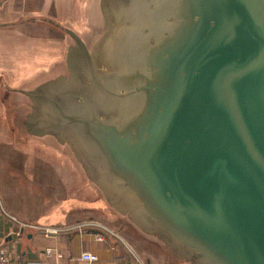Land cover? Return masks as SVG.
Listing matches in <instances>:
<instances>
[{
    "label": "water",
    "instance_id": "obj_1",
    "mask_svg": "<svg viewBox=\"0 0 264 264\" xmlns=\"http://www.w3.org/2000/svg\"><path fill=\"white\" fill-rule=\"evenodd\" d=\"M204 1L146 64L128 131L79 120L170 242L206 264H264V0Z\"/></svg>",
    "mask_w": 264,
    "mask_h": 264
},
{
    "label": "rangeland",
    "instance_id": "obj_2",
    "mask_svg": "<svg viewBox=\"0 0 264 264\" xmlns=\"http://www.w3.org/2000/svg\"><path fill=\"white\" fill-rule=\"evenodd\" d=\"M165 1L87 0L82 13L76 8L77 26L61 23L78 40L61 29L60 64L39 73L44 77L39 84H33L36 78L31 77L25 86L13 85V95L27 94L26 116L36 111L42 120L36 121L38 128L23 130L27 137L11 138L12 146L23 147L21 153H0V203L21 224H54L49 227L58 234L80 225L95 227L125 243L141 264H206L149 224L137 202L117 184L96 137L90 135L93 131L82 133L78 128L82 123L78 118L85 114L96 118L91 123L94 127L114 126L122 132L136 122L140 86L136 82L145 80L146 51L158 46L160 30L169 32L168 41L187 26L157 27L160 20H174L171 12L167 16L162 11ZM186 1L169 0L178 18L183 4L186 16L194 12ZM28 5L37 9L38 3L31 0ZM195 13L200 15L198 10ZM35 43L37 49L54 54L53 40L42 38ZM152 54L148 63H157ZM35 95L36 103L30 99ZM72 116L77 118L73 121Z\"/></svg>",
    "mask_w": 264,
    "mask_h": 264
},
{
    "label": "crops",
    "instance_id": "obj_3",
    "mask_svg": "<svg viewBox=\"0 0 264 264\" xmlns=\"http://www.w3.org/2000/svg\"><path fill=\"white\" fill-rule=\"evenodd\" d=\"M28 1L31 0H0V153L2 154L11 155L13 150L21 153L23 147L12 146L11 138L27 137V131L23 134V130L28 127L38 128L40 124L36 121L42 120L40 116L37 119L36 111L26 116L27 94L25 93V96L22 92L17 94V91L13 95V85L25 86L31 77L36 78L33 84L43 82L44 77L39 73L51 71L60 64V41L64 40L60 37L63 29L60 26L64 27L61 23L65 22L66 26L74 23L76 8H80L82 13V10L88 6L85 4L87 0H34L38 5L35 6L37 9H32ZM73 25L77 26V23ZM78 28L83 31L81 26ZM63 30L67 31L66 34L71 38L78 40L74 33ZM42 38L54 41V54H50L48 50L37 49L38 45L35 42ZM37 97L31 96L30 99L36 103V99H39ZM25 116L26 121L23 122ZM37 156L38 154L35 158ZM11 217L8 210L0 203V245L7 248L14 264H25L29 260H40L41 264H86L79 260L80 255L85 252L98 258L94 264H136L135 256L122 241L110 236L101 243L96 242L94 236L100 230L95 227H88L84 233L74 228L45 237L41 230L52 228L49 226L54 224L36 221L33 224L29 223L36 229H21L16 223L11 222ZM15 220L22 223V220L16 218ZM48 248L53 249L62 258H44L43 251Z\"/></svg>",
    "mask_w": 264,
    "mask_h": 264
},
{
    "label": "flooded vegetation",
    "instance_id": "obj_4",
    "mask_svg": "<svg viewBox=\"0 0 264 264\" xmlns=\"http://www.w3.org/2000/svg\"><path fill=\"white\" fill-rule=\"evenodd\" d=\"M181 1H184L185 2L186 0H177V3H180L181 4L182 3ZM188 3H189L190 9L191 8H194V12H193L194 14L192 13V14L186 16V13H184V12L187 11V7H185L186 5L183 4L184 5V8H183V11H182V15H179L180 17L178 18V13L175 12L176 10L174 9V7L171 8V4L169 3V0L165 1V4H163V6L161 7L162 8V11L164 12L165 15H167L168 12H171V14L173 15L174 20L167 19L168 18L167 16H170V14H169V15L165 16L168 21H166L165 19L158 21L157 22V27L159 29H161L162 28V25H164V26L166 25V26H169V27H176L177 25H182V24H185V25L188 26V25H190L193 22H197L201 18V16L203 15V7H204L205 1L204 0H188ZM171 10H173V11H171ZM196 10L199 11V13H200L199 16L196 15V13H195ZM160 31L161 32H158V34H157L158 35L157 36V42H159V44H158V46L156 45L157 47H153L152 49L146 51L145 58H144V63L147 62V64H149L147 60L148 59L151 60L150 58L151 57H154V56H151V55H153L152 53H154L157 56V60H159V56L161 54L160 51L162 50V47H160V46H161L162 42H164V39L166 41L167 34L169 33V32H166V30H164V32L162 30H160ZM155 48H157V49H155ZM121 79H122L121 80V84H125V80L126 79L125 80L123 78H121ZM117 85H119V84H117ZM72 117H74V118H70V119H73V121L77 118V117L75 118V116H72ZM84 117H91V115L90 114H85ZM92 117H93V115H92ZM79 118H81V117H79ZM93 118H95V117H93ZM68 119L69 118H67V120ZM81 119H83V118H81ZM67 120H66V122H68ZM79 125L80 126L79 127L77 126V127L80 128L79 130L82 133H84L83 131H86V130L89 131L88 128H87V126H86V124H85V122L82 121V123H80ZM98 127H100V126L98 125Z\"/></svg>",
    "mask_w": 264,
    "mask_h": 264
},
{
    "label": "built area",
    "instance_id": "obj_5",
    "mask_svg": "<svg viewBox=\"0 0 264 264\" xmlns=\"http://www.w3.org/2000/svg\"><path fill=\"white\" fill-rule=\"evenodd\" d=\"M10 220H11V222L16 223L19 226V228H21V229H25V228L36 229L34 226L23 225L20 222H17L15 220V218H13V217H11ZM88 227H90V226L83 225L81 227H78L77 229L81 233H84V231H86L85 229H87ZM70 230H72V229H70ZM41 231L45 237L53 236V235H56L58 233V230L56 231V230L51 229V228H45V229H42ZM16 235H18V233ZM107 238H110V236L109 235L107 236V234L102 233V232H98L94 236V240L98 243L105 241V239H107ZM43 256H44V258H47V259H50L53 257L56 259L62 258V256L60 254L56 253L53 249H50V248L45 249L43 251ZM79 260L81 262L86 263V264H94L98 261V258L91 253L85 252V253H82L80 255ZM0 264H14V262L11 261V256H10L7 248L2 246V245H0ZM25 264H41V262H40V260H29ZM136 264H141V262L137 258H136Z\"/></svg>",
    "mask_w": 264,
    "mask_h": 264
}]
</instances>
